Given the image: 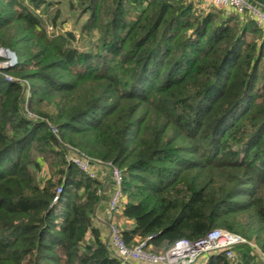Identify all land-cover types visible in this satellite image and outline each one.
<instances>
[{
  "label": "trees",
  "instance_id": "trees-1",
  "mask_svg": "<svg viewBox=\"0 0 264 264\" xmlns=\"http://www.w3.org/2000/svg\"><path fill=\"white\" fill-rule=\"evenodd\" d=\"M77 2L91 49L49 32L50 1L0 0V48L17 56L0 71V264H122L99 218L111 165L129 246L162 253L222 228L264 251V31L201 0Z\"/></svg>",
  "mask_w": 264,
  "mask_h": 264
},
{
  "label": "built area",
  "instance_id": "built-area-1",
  "mask_svg": "<svg viewBox=\"0 0 264 264\" xmlns=\"http://www.w3.org/2000/svg\"><path fill=\"white\" fill-rule=\"evenodd\" d=\"M216 8L233 11L236 14L244 15L249 13L258 27L264 31V11L250 0H201ZM0 58H8L7 53L0 48ZM1 65V68L12 66L8 59ZM7 80H11L10 76H6ZM57 133V129L53 128ZM80 169L86 172L91 178L96 177L98 169L92 165V162L85 156L72 152L70 156ZM99 163V162H98ZM111 176L115 183L114 191L111 194L109 208L110 215L113 216L120 208L123 194L122 181L123 174L120 168L111 165ZM111 220V219H109ZM109 224V222H107ZM109 237L115 249L116 254L121 258L122 264H128L130 261L141 262L145 264H197L201 259L207 257L213 252H224L225 255L237 264H245L244 259L239 254L237 248L240 245L255 247L257 253L255 260L259 264H264V251L260 246L253 244L241 235L232 233L228 230L217 228L213 229L201 239L192 241L189 239H181L175 242L169 249L162 253L149 252L144 249V242L134 246H129L122 236V230L119 225L111 223L108 225Z\"/></svg>",
  "mask_w": 264,
  "mask_h": 264
},
{
  "label": "rangeland",
  "instance_id": "rangeland-1",
  "mask_svg": "<svg viewBox=\"0 0 264 264\" xmlns=\"http://www.w3.org/2000/svg\"><path fill=\"white\" fill-rule=\"evenodd\" d=\"M50 1V5H44L41 6L38 10V12H41V14H43V19L45 20V25L48 27V30L50 33L52 32H60V33H66L68 31L73 32L76 37L77 40L75 41V44L79 47H81L82 49H91V47L93 46V44L96 42V35L97 32L94 30L90 33H82L81 30V25L83 24V22L85 21V19L88 16L87 14L81 15L80 14V8H79V3L77 2V0H48ZM26 2H28V0H26ZM261 3H264V0H260ZM73 3V4H72ZM29 4V3H28ZM71 4L74 5V7H71ZM259 7V5H257ZM58 11V12H57ZM56 13H59L57 16V20H56V24H53V20L54 17H56ZM5 59L8 58H1L0 59V71H1V65H3V63L6 61ZM9 60V59H8ZM14 65V64H12ZM264 70V59L261 60L260 62V68H259V72L258 75L260 74V71ZM6 77V75H5ZM257 86L259 89H264V79H260L258 76V83ZM255 94V93H254ZM263 95H264V91H263ZM254 100L256 103H259L261 101H263V96L262 99L260 101L256 100V94L254 97ZM254 126L253 124L248 120L245 124V126L242 128V130H240L235 139L233 140L234 143V147H236L237 145H239V143H241L243 141V139H245L246 136L251 135V133L254 131ZM109 202L110 199L108 200V206L107 208H105L107 217H105V222H109L114 223L115 225H119L121 226L120 222H119V216H118V211L113 213V216L110 215V208H109ZM107 202H102L103 205L106 206ZM100 211V209H99ZM99 215H102L101 213ZM111 219V220H109ZM108 223H106V225H109ZM254 241V242H253ZM251 242L255 245L260 246V244L257 242H255L254 240H251ZM245 246H241L240 248H244ZM248 250H250V254H251V249H253L254 254L257 253L256 248L255 247H248ZM251 254V257L253 258V262L255 264H259L258 261L255 260V255ZM250 258V257H248Z\"/></svg>",
  "mask_w": 264,
  "mask_h": 264
},
{
  "label": "crops",
  "instance_id": "crops-1",
  "mask_svg": "<svg viewBox=\"0 0 264 264\" xmlns=\"http://www.w3.org/2000/svg\"><path fill=\"white\" fill-rule=\"evenodd\" d=\"M250 1H252V0H250ZM253 3L256 4V5H259V8L262 11H264V3H261L260 1L258 2L256 0ZM105 208H107V206H105V205H101L100 206L99 214L101 213L102 215H99V218H100V221H102L104 223H107V222H105V217H107V214H106V211L107 210ZM119 222H120V224H121L122 227H124V226L132 227L133 224H134L133 221H131V220H123V219H120V218H119ZM205 261L206 260L201 259L197 264H203ZM128 264H145V263L130 261Z\"/></svg>",
  "mask_w": 264,
  "mask_h": 264
},
{
  "label": "water",
  "instance_id": "water-1",
  "mask_svg": "<svg viewBox=\"0 0 264 264\" xmlns=\"http://www.w3.org/2000/svg\"><path fill=\"white\" fill-rule=\"evenodd\" d=\"M3 50L7 53L9 62L11 64H15V62L17 61V56L14 52H12L11 50L7 49V48H3Z\"/></svg>",
  "mask_w": 264,
  "mask_h": 264
}]
</instances>
